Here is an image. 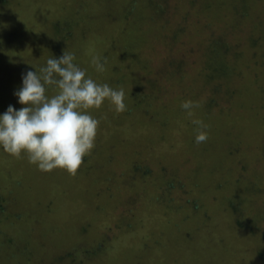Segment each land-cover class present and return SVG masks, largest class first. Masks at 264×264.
Wrapping results in <instances>:
<instances>
[{
	"label": "rangeland",
	"instance_id": "374dc122",
	"mask_svg": "<svg viewBox=\"0 0 264 264\" xmlns=\"http://www.w3.org/2000/svg\"><path fill=\"white\" fill-rule=\"evenodd\" d=\"M65 51L127 110L75 175L0 149V264H264V0H0V114Z\"/></svg>",
	"mask_w": 264,
	"mask_h": 264
},
{
	"label": "clouds",
	"instance_id": "9594fccd",
	"mask_svg": "<svg viewBox=\"0 0 264 264\" xmlns=\"http://www.w3.org/2000/svg\"><path fill=\"white\" fill-rule=\"evenodd\" d=\"M75 60L65 51L59 58L49 57L38 71H28L15 93L22 107L10 105L0 114V149L15 158L27 155L43 172L61 169L75 175L92 153L100 122L89 110L101 108L105 101L117 113L127 110L123 88L97 83ZM91 64L97 72L106 70L100 57H93ZM197 106L190 100L181 104L190 117ZM192 123L197 126L195 142H205L207 125L201 120Z\"/></svg>",
	"mask_w": 264,
	"mask_h": 264
},
{
	"label": "trees",
	"instance_id": "16d2710c",
	"mask_svg": "<svg viewBox=\"0 0 264 264\" xmlns=\"http://www.w3.org/2000/svg\"><path fill=\"white\" fill-rule=\"evenodd\" d=\"M18 87H19V89H20V87L21 86H19L18 85ZM18 89V90H19ZM21 105V104H20ZM21 107H22V105H21ZM178 111V110H177ZM180 112L181 111H179V112H176V115L175 114H173V120H174V118H177L179 115H180ZM179 113V114H178ZM168 116H169V114L168 115H165V119H164V121H166V122H171V120L168 118ZM177 120V119H176ZM175 120V121H176ZM164 121H163V123H162V127H163V125H164ZM172 124H173V122H172ZM164 128V127H163ZM166 129H169V128H167L166 127ZM170 130V129H169ZM171 131V130H170ZM7 169H8V167H7ZM6 168L4 169L5 171H6V173L8 174L7 175V178L10 176V172H9V170H7ZM3 191H1L0 192V197L1 196H3ZM2 214V207H0V215ZM32 221L33 222H36L35 220H33V219H31V218H29L28 217V225H30V226H27V229H29V230H27V233H25V231L23 232L24 234H26L25 236H27V241L28 242H30V241H34V239H35V237H34V235L35 236H37V233H34L36 230H37V225H36V223H35V225L32 223ZM27 224V223H26ZM25 224V225H26ZM24 225V226H25ZM237 226H239L240 225V223L238 222L237 224H236ZM14 227H15V225H14ZM24 228H26V227H24ZM37 232V231H36ZM40 235V234H39ZM20 236H22V233L20 234ZM32 237H34V238H32ZM13 241V240H12ZM12 241H9V242H11V244H12ZM12 246V245H11ZM10 251V248H8L7 249V252H6V256H11V251ZM257 251H258V261H262L263 263H264V251L262 250V249H257ZM15 262V261H14ZM16 263V262H15Z\"/></svg>",
	"mask_w": 264,
	"mask_h": 264
}]
</instances>
